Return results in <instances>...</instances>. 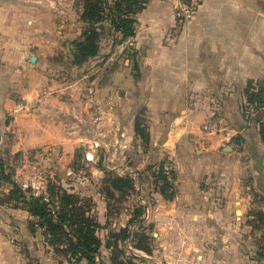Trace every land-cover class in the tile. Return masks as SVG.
Here are the masks:
<instances>
[{
	"label": "crops",
	"instance_id": "0c3cea01",
	"mask_svg": "<svg viewBox=\"0 0 264 264\" xmlns=\"http://www.w3.org/2000/svg\"><path fill=\"white\" fill-rule=\"evenodd\" d=\"M40 2L0 0V149L39 159L57 154L71 162L82 146L100 144L106 150L100 180L111 166L149 192L146 218L161 246L177 247L182 259L198 264H264L263 259L240 260L248 252L243 234L249 230L244 217L252 203L250 190L264 194L258 171L264 183V140L259 125L249 120L257 113L248 99L249 86L257 90L264 83V0H201L188 23H179L172 13L178 0H151L137 39L140 60L115 68L112 77L102 76L100 85L87 84V75L69 83L47 81L45 65L57 51L49 48V40H40ZM41 45L48 54L40 53ZM136 103L147 111V144L135 131ZM25 104L28 109L16 110ZM212 111L235 134L231 142L203 131ZM238 135L242 143L234 140ZM6 136L13 142L5 144ZM154 162L173 172L168 175L174 182L172 199L149 190L152 177L146 170ZM100 197L104 225L107 207ZM6 210L16 216L10 219L14 226L29 214ZM52 254L46 259L56 262ZM12 256L17 264L30 262L23 252Z\"/></svg>",
	"mask_w": 264,
	"mask_h": 264
},
{
	"label": "rangeland",
	"instance_id": "374dc122",
	"mask_svg": "<svg viewBox=\"0 0 264 264\" xmlns=\"http://www.w3.org/2000/svg\"><path fill=\"white\" fill-rule=\"evenodd\" d=\"M94 1L100 5V1L105 4L107 1L109 3H113L115 0ZM135 1L137 6L136 12L132 17L134 21L133 34L126 38H123L121 34L117 33L113 35L114 33L111 31L109 26L108 16L107 14L103 15L102 21L100 22L99 20L95 23L99 34L100 28L102 30L101 40L99 36V54L95 59L91 60L86 65L78 67L73 64V52L71 49L74 41L83 39V32L86 27H88L86 22L83 21L81 15L85 0H42V2L39 3L41 20L38 24H40L41 27V36L44 37L40 40H49L47 43L49 48L56 49L57 51L53 56V58L55 57L54 60H51L45 65L47 67V71L44 73V76L48 79L47 81L53 77L57 78V81L60 82V84L64 82L69 83L75 81L77 78H82L87 75V77L84 78L87 84L95 81V85H100V78H102V76L108 75L109 77H112L110 75H112L115 68L118 69L120 66L126 68L127 64L125 65L124 63L127 62L128 64H134L137 60H140V53H137V39L138 36H141L142 31L145 28L144 25L146 24L143 16L151 0ZM196 1L197 4L195 5L191 19L196 13L201 2V0ZM192 3L193 0H178L173 7L172 13L178 19L179 23H188L191 20L190 19L187 22L185 21L183 8L185 5H191ZM30 38L32 39L31 36ZM40 47L42 48L40 49V53H49V49L46 45H41ZM51 55L52 54L47 56L46 61L52 59ZM33 56H35L34 53L30 54V61L35 63L36 61L32 59ZM138 73L140 74L139 70ZM91 105V108L96 106V104L93 103H91ZM136 105H138V103H136ZM145 109L146 108L144 106L138 105V113H141L142 118L145 116V113H147V111L145 112ZM93 137H95L96 140L100 139V134L96 135L95 132ZM13 140L14 139L11 136H6L4 143L8 145L10 142H13ZM231 140L229 142H231ZM224 142L229 143L225 140ZM137 149L139 150V147H137ZM142 149L144 150L145 147L143 146ZM6 150L7 149H5V151ZM87 150L93 152V161L89 162L85 159L84 155ZM132 151L133 153L136 152L134 149ZM109 153L113 154V151L111 150ZM104 154H106V150L101 151L99 144L98 146L93 147L82 146L78 154V159L76 160L75 158V160L73 159L71 162L58 157L57 154L56 158L43 154L39 159L35 158V156H33L30 152H26L25 155L11 154L9 152L7 160L9 167L12 169L14 180L22 190L27 192V194L34 196L46 195L48 194L47 192H49V188L54 185L55 187L64 188L70 193H76L81 198L93 201L94 207L96 208L95 214L100 220V189L103 187L101 181L102 179L100 180V157H104ZM125 156L127 158L126 154ZM133 156L136 157V154H133ZM126 158L125 164H127L129 160V158L128 160H126ZM109 162L110 165L113 164V160ZM94 165L98 168V170H93ZM169 170L170 168H166L167 174H173V172ZM106 171L117 173V170L112 169L111 166H107ZM123 171L124 170H120L119 173H123ZM169 181L173 185V188L169 190V193H172L174 192V182L173 180ZM10 188L11 186L6 183L1 185L0 200H4L6 198ZM136 189L139 193L132 196L129 200L123 201L122 203L112 201V205L116 209L114 212L115 214L112 216V227L108 230H101L99 232L100 237L105 241L110 230L117 231L120 228H127L129 226V220L134 212L132 209L134 206L138 205L144 209L145 213L140 221L135 220L134 224L129 226L131 230L124 234V239H120V257H123L124 259L126 258L128 261H132L134 264H198L192 262V259H189L190 261L182 259V255L179 254L180 249H177V247L161 246L160 242L156 241L154 233H156L157 230L154 229L152 223H150L146 218L150 198L147 195L142 196V194H144L142 189L145 190V188L143 186H141V188L138 187V182H136ZM151 189L158 190L156 186L149 185V190ZM250 193L252 203L250 210L244 217L246 218L244 222L248 225L249 230L248 234H243V239H247L246 241L249 243L248 248H246V251L248 252L246 253L243 251L244 254L240 255V260L246 262L248 259L250 263L251 261H258V263H260L261 261L258 259H263L264 261V221L261 219V214L259 213L264 211V194L260 192L256 193L253 190H250ZM6 208L7 207H5V205L0 204V217L2 218V222L0 223V241L11 245L14 249H16L17 246L19 248L16 249L17 252H23L25 256L28 258L30 257V262L31 260L35 261L34 264H70L66 262L65 257L53 255L45 244H43L42 229L38 228L36 232H31L28 223L29 221L34 220V218H30L29 214H24L19 217V225L14 226L13 224H10V219L14 221V219L17 218L16 216H12L11 212H9V215V210L7 211ZM16 209L17 208H12V212ZM24 210L27 211L25 208ZM238 214L241 216L240 212ZM113 224L116 225L114 226ZM141 226L147 228L148 234L154 238L151 242L152 252L149 254L135 248L134 242L137 241V235L139 237V227ZM21 243L23 244V247L17 245H21ZM7 244H0V252L3 253V255L0 253V258L4 259V261L0 262V264H17L13 258L15 256H12V254L17 252ZM5 245L7 246L4 247ZM49 253L52 254L51 256L56 258V262H50L46 259ZM110 253L109 249L103 247L101 252V261H104L106 264H111ZM245 256L247 257L245 258ZM36 258H39V260ZM234 264L248 263L236 262Z\"/></svg>",
	"mask_w": 264,
	"mask_h": 264
},
{
	"label": "trees",
	"instance_id": "16d2710c",
	"mask_svg": "<svg viewBox=\"0 0 264 264\" xmlns=\"http://www.w3.org/2000/svg\"><path fill=\"white\" fill-rule=\"evenodd\" d=\"M136 6L135 0H115L113 3L107 1L105 4L100 1V5L94 0H85L81 15L88 27L83 32V39L73 42L71 49L73 64L82 67L98 56L100 51L99 36L101 40L102 30L100 28L99 34L95 23L99 20L101 22L102 16L105 14L108 16L113 35L121 34L123 38L132 35L134 22L132 17L136 12ZM249 89H254V86L250 85ZM250 90H248L249 105L255 107L257 115L250 116L249 120L255 125H259V134L263 139L264 83H260L257 90L254 89L252 92ZM246 110L247 106L245 105V113ZM135 131L144 143H149L150 132L147 113L143 118L141 113L137 114ZM234 140L242 143L243 137L238 135ZM7 156H9V151L0 149V187L4 183L11 186L6 198L0 200V204L11 208L27 209L30 217L34 218L28 223L29 229L32 233L36 232L38 228L42 229L43 243L55 256L65 257L66 262L70 264H106L101 261L102 248L106 247L111 252V264H134L132 261L120 257L119 242L120 239H124V234L131 230L129 226L134 224L135 220L140 221L143 218L145 212L142 207L138 205L133 207L134 212L127 228H120L117 231L110 230L105 241L99 235L101 230H108L112 227V216L116 211L112 201L122 203L139 193L133 177L128 174L122 176L112 171H105V176L101 180L103 187L100 189V195L106 203L107 220L102 225L95 214L96 208L93 201L81 198L74 192L70 193L66 189L54 185L49 188L46 195L27 194L14 180ZM146 171L152 177L151 186H156L162 195L172 199L174 192L169 193V190L173 188V185L168 179L165 164L154 162L147 167ZM258 171L260 186L261 189H264L260 167H258ZM148 193L146 191L144 196L150 197ZM259 214L264 221V211ZM139 229V237L137 235V241L134 242L135 248L149 254L152 252L151 242L154 238L148 234L147 228L141 226ZM36 259L39 260V258ZM34 263V260L29 262V264Z\"/></svg>",
	"mask_w": 264,
	"mask_h": 264
},
{
	"label": "built area",
	"instance_id": "2783aa9c",
	"mask_svg": "<svg viewBox=\"0 0 264 264\" xmlns=\"http://www.w3.org/2000/svg\"><path fill=\"white\" fill-rule=\"evenodd\" d=\"M197 4L196 0H193V3L191 5H185L183 8V16L185 18V21H189L192 17V13L195 9V5ZM28 109V105H19L17 107V111ZM203 131L214 133L216 135H219L223 140L230 141L234 137V133L232 130H228L224 126L221 125L220 120L217 117V113L215 111H212L209 117L206 119L205 123L203 124ZM91 132H94L92 129ZM98 146V145H96ZM85 159L87 161H93L94 160V154L92 151L87 150L85 151ZM27 186V185H25Z\"/></svg>",
	"mask_w": 264,
	"mask_h": 264
},
{
	"label": "water",
	"instance_id": "95a60500",
	"mask_svg": "<svg viewBox=\"0 0 264 264\" xmlns=\"http://www.w3.org/2000/svg\"><path fill=\"white\" fill-rule=\"evenodd\" d=\"M32 59H34L36 61V57L33 56ZM226 151H230L231 150V147L228 145L226 148H225Z\"/></svg>",
	"mask_w": 264,
	"mask_h": 264
}]
</instances>
